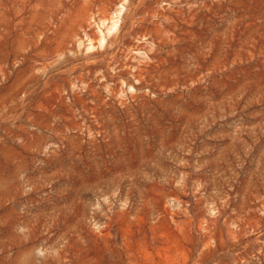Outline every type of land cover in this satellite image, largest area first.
Returning <instances> with one entry per match:
<instances>
[{
	"label": "rangeland",
	"instance_id": "374dc122",
	"mask_svg": "<svg viewBox=\"0 0 264 264\" xmlns=\"http://www.w3.org/2000/svg\"><path fill=\"white\" fill-rule=\"evenodd\" d=\"M0 264H264V0H0Z\"/></svg>",
	"mask_w": 264,
	"mask_h": 264
}]
</instances>
